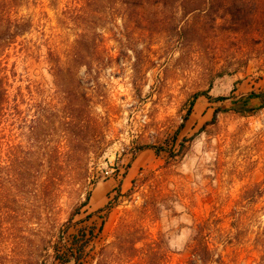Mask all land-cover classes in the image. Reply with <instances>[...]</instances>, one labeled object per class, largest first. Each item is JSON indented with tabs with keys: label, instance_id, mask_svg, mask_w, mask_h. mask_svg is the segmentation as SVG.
I'll list each match as a JSON object with an SVG mask.
<instances>
[{
	"label": "rangeland",
	"instance_id": "rangeland-1",
	"mask_svg": "<svg viewBox=\"0 0 264 264\" xmlns=\"http://www.w3.org/2000/svg\"><path fill=\"white\" fill-rule=\"evenodd\" d=\"M9 10L0 264H264V0Z\"/></svg>",
	"mask_w": 264,
	"mask_h": 264
},
{
	"label": "trees",
	"instance_id": "trees-1",
	"mask_svg": "<svg viewBox=\"0 0 264 264\" xmlns=\"http://www.w3.org/2000/svg\"><path fill=\"white\" fill-rule=\"evenodd\" d=\"M11 1L13 0H0V4L3 7L2 11L0 12V21L2 24L4 23L11 24V20H9L8 18L11 15V10H9ZM120 1H122L123 3H126L127 0H120ZM158 1H161V0H158ZM207 1L211 2V1H217V0H207ZM9 27L10 26H7L6 28H9ZM12 40H14L13 30L9 29L7 31H4L3 34H1L0 36V41L2 42L7 41L11 43ZM220 99H224V98H220ZM5 102L6 101L4 98V93H0V128L4 120L3 110L5 107ZM202 230L203 228H200L198 230L199 238L203 237V235L201 234ZM132 249L133 251L134 250L136 251L135 248H132ZM144 256H145V261L148 262L147 264H166L169 258L168 252L162 246V244H159V243L151 244L148 246L147 250L144 249ZM127 257H132V256L127 255ZM187 264H223V260L220 257L219 259L216 258L213 250L209 247V245L202 243L200 241H197L196 246H194L192 250V258L188 261Z\"/></svg>",
	"mask_w": 264,
	"mask_h": 264
}]
</instances>
